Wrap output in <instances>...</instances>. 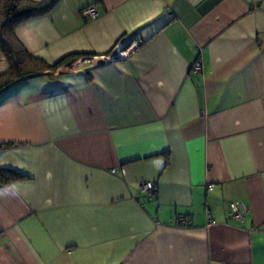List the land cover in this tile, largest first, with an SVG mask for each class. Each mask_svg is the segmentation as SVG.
Masks as SVG:
<instances>
[{"label": "crops", "instance_id": "obj_1", "mask_svg": "<svg viewBox=\"0 0 264 264\" xmlns=\"http://www.w3.org/2000/svg\"><path fill=\"white\" fill-rule=\"evenodd\" d=\"M14 33L70 58L0 92V264H264V0H57Z\"/></svg>", "mask_w": 264, "mask_h": 264}, {"label": "trees", "instance_id": "obj_2", "mask_svg": "<svg viewBox=\"0 0 264 264\" xmlns=\"http://www.w3.org/2000/svg\"><path fill=\"white\" fill-rule=\"evenodd\" d=\"M57 0H0V52L3 54L7 69L0 73V92L19 81L49 75L54 78L57 69L70 57H64L53 64L30 54L17 40L14 29L22 21L42 14L55 5ZM0 143V150L7 148ZM22 178L16 171L0 167V186Z\"/></svg>", "mask_w": 264, "mask_h": 264}, {"label": "built area", "instance_id": "obj_3", "mask_svg": "<svg viewBox=\"0 0 264 264\" xmlns=\"http://www.w3.org/2000/svg\"><path fill=\"white\" fill-rule=\"evenodd\" d=\"M82 14L83 15H89L91 17H95L97 15V11L93 5H89L82 10ZM140 42H141V40L133 41L131 43V46H129L127 49H125L123 51H120V48L118 47L119 44L117 43L113 48L114 53L112 55L106 57V60L107 59L111 60V59H114L115 57H118V56L119 57L126 56ZM200 69H201V64H200L199 60L194 61V63H192V65H191V70L199 71ZM139 189L147 197H152L153 194L155 193V185L151 181L141 182L139 185ZM246 212H247V208L243 203L237 202V201L229 203V213H230L231 217H233L234 219L239 220V221H243V218H244V215L246 214ZM208 218H209V216H208ZM176 219H177V222H180V223L186 222V217L182 214H177Z\"/></svg>", "mask_w": 264, "mask_h": 264}]
</instances>
